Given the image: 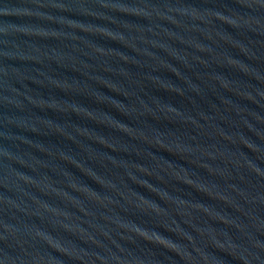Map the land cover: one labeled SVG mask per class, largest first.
<instances>
[{
    "label": "water",
    "instance_id": "1",
    "mask_svg": "<svg viewBox=\"0 0 264 264\" xmlns=\"http://www.w3.org/2000/svg\"><path fill=\"white\" fill-rule=\"evenodd\" d=\"M0 264H264V0H0Z\"/></svg>",
    "mask_w": 264,
    "mask_h": 264
}]
</instances>
